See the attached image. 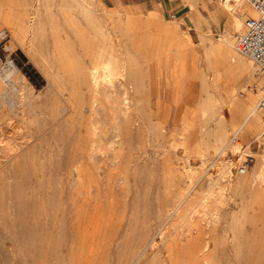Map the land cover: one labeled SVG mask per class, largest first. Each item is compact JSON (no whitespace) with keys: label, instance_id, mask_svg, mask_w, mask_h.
<instances>
[{"label":"rangeland","instance_id":"374dc122","mask_svg":"<svg viewBox=\"0 0 264 264\" xmlns=\"http://www.w3.org/2000/svg\"><path fill=\"white\" fill-rule=\"evenodd\" d=\"M95 1L100 10L104 9L101 13L111 18L112 24L118 27L119 32L121 31L124 36L129 35L131 38L133 43L131 57L135 59L132 64L136 74L141 79L143 93V100L139 108L134 111L135 116H138L136 118L142 123L140 133H136L135 125H133L131 135L123 133L117 137L113 132L114 130H107L106 135L102 136L101 148H99L100 151L98 149L95 159L85 162L86 164L89 161L95 168V165L100 161L106 172L104 179L99 177L96 168V171L93 170L89 163L83 164L86 167L78 165L79 176L77 173L74 175L73 172L67 170L69 167L66 165L65 158L73 150L72 145L70 142L63 144L60 140L58 141V137L62 132L61 122L68 119L71 114L69 105L63 100L62 96L63 94L68 96V90L61 91L62 87L59 85V89L53 83L52 86L44 65L30 57L20 47L21 45L16 43L18 39L15 35L13 18L7 13V10L9 5H17L24 1L0 0V14L2 13L0 15V57L3 62H9L10 60L13 63L18 77L15 83L2 82L0 74V84L5 87L6 91L8 90L7 95H0V115L2 116L4 111L3 105L9 108L13 105H23L21 111L11 110V121L14 125L11 123L8 127L6 125L0 127V134L3 133L0 138L7 139L6 142L0 144V154L2 155H0V158H2L0 160L6 161L7 158L15 157L8 164L5 162L4 168L2 167L3 169L0 170V182L6 181L0 183V186L6 184L1 186L2 189L0 187V191L5 197L3 198L0 195V200L4 202L6 199L4 205L7 206L11 203L9 197L16 193L7 191V184L9 190H14L13 188L16 185L22 184L24 189L15 195H30L29 197L38 203V206L29 217L40 223L38 233L46 237L36 241V243L21 242L17 248L19 264H25L24 260L29 261V264H116L114 261L118 259V254L116 255L115 252L117 234L121 238L118 242L120 241L126 245L124 246L126 255L123 258V264H125L129 254L138 244L141 229L160 221L161 224L165 222L162 225L159 224L162 228L164 227V232L175 228V230L178 229V234L182 232L187 234L193 230L191 233L194 241L198 240L196 243L200 241L201 244L208 238L211 241L210 251L213 264H232L230 261L237 264L240 257L243 258L244 256L245 258V255L264 262V189L260 190V192L263 191L262 193L259 192L254 197L241 189L246 185L252 186V188L258 186V182L253 183V181H250L254 175L255 166H258L261 160H264V148L259 147L261 143L264 144V136H260L263 131V118L262 114L256 110V121L260 124L258 123L259 127H257V123H254L256 125L254 127L258 129L252 133L248 129V124L242 122L244 120L243 114L234 110L235 106H238L241 101L250 95L254 98H252L254 105H257V97L253 89L249 90V86H254L255 83H260L263 79L257 76L255 64L249 58L239 54L236 49H233V56L231 53L220 52L219 50L218 52L215 47V39L225 32L224 27L227 21V16L223 10L225 0H153L148 3L144 0ZM190 1L195 4L193 8L189 5ZM36 3L34 2V4ZM3 9L7 10L4 12ZM148 21L152 23L147 24ZM197 26L208 36L206 38H208L207 42L210 46L209 54L203 53L200 48L201 34L196 29ZM165 30L168 31L167 36H164ZM178 39L182 41L183 49L186 47V50L195 51L196 57L197 55L199 58L202 56V60L197 57V59L191 61V59L182 56L185 49L175 48ZM188 44L189 47L187 48ZM235 54L252 63L251 81L249 80L246 84H236V78L246 72L236 64ZM203 57H208L211 64H214L211 73L214 74V71L217 70L221 71V84L230 86V89L234 92V96L228 101V106L226 105L223 111V115H226V112L231 114L227 113L226 115L228 122H230L226 121L228 129L227 142L229 145L225 144L223 153H220L221 146H212L215 138L211 133L214 132L216 125L209 124L212 129L211 133H207L205 136V141L204 137L201 136V126L207 122L210 114L207 113L203 116L196 105V103H199L200 96L203 95V85L200 77L191 73V66L193 61L194 63L196 61V65H198V61H203L204 64L205 59ZM212 59L214 60L212 61ZM186 63L190 65L187 64L189 69L187 65H184ZM21 79H24L23 82ZM13 85L25 91L10 90ZM3 86L2 88H4ZM139 121L136 122L139 123ZM13 126H16V128ZM153 128H158L162 136L153 133ZM4 130H7L5 132L9 137L5 136ZM24 130H27V133ZM46 131L55 132L58 137L54 140L50 135L45 134ZM234 134L239 141L237 144L230 142ZM128 135H130V138L132 137L130 141L127 140ZM33 136L34 138H32ZM9 138H12L11 143ZM47 139H50L49 143L45 142ZM40 141L41 143L37 144ZM230 144H233V147ZM127 147H130V151L127 150ZM203 147L206 149L205 157L202 156L201 152ZM11 148L14 149L16 154L12 152ZM131 148L134 149V152ZM124 151L129 152V154L131 152L132 155L134 153L133 157L135 156V158L138 156V162L135 163L131 160V154L125 156L127 152L124 153ZM240 153L249 154L240 161L241 163L237 161L238 155H241ZM58 155H60V158L62 157V160L57 161ZM20 156H22L21 159ZM24 156L26 157L25 160L23 159ZM39 156L42 157L39 158ZM94 162L96 164H92ZM225 164L233 165H231L230 171H225ZM240 164H246L247 171L245 174L238 173L237 170ZM124 165H127V167ZM130 166L134 168L130 169ZM6 167L7 175L4 173ZM174 171L181 174V180H172L175 174ZM67 172H70L71 175ZM87 172H90V174ZM51 177L53 180H51ZM56 178L59 180H56ZM60 178L64 181L63 183ZM58 183H60L59 186L63 185L64 188L61 186L60 189H62L60 190ZM237 186L241 188L237 189ZM180 193H182V196L178 203L184 202H181L179 211H182L180 213H183L184 217L178 213L179 215L176 214L169 219L170 217L163 214L166 219L171 220L164 221L166 219L160 213L164 212L165 209L167 210V205L178 204L175 203V197ZM195 199L201 201L199 205L193 206V209L192 205H194ZM4 205L2 207L6 208ZM175 205L172 206L173 209ZM217 207L235 212L234 224H232L234 228L228 227L227 231L223 233L224 235L217 226H214V223H210V219L218 209ZM161 210L162 212H160ZM182 218H187V220ZM2 227L3 225L0 224V228ZM206 232H209V234L207 235ZM178 234L173 235L172 238L168 237L166 243H172L174 241L173 237H177L179 247L184 251L183 244H187L188 240ZM4 241L8 243V241ZM162 241H158L157 247L163 248L164 240ZM243 252L246 254H243ZM242 254L243 256H241ZM165 255H167L166 252ZM186 256L182 255L180 258L181 264L187 263L188 257Z\"/></svg>","mask_w":264,"mask_h":264},{"label":"bare ground","instance_id":"6f19581e","mask_svg":"<svg viewBox=\"0 0 264 264\" xmlns=\"http://www.w3.org/2000/svg\"><path fill=\"white\" fill-rule=\"evenodd\" d=\"M23 1H24L23 3L21 2L17 5L11 4V5H9L8 10L3 9V11L5 12L7 10V13H9L13 18V22H14L13 25L15 26V28L14 27H12V28L15 29V33H16L15 35H17V39H18V42H16V43L20 44L21 45L20 47H22L25 50V52L28 55H30V57L34 58L36 61H38L44 65L45 72L47 73V76H48V79H49L51 85H52V83L56 84L58 87L60 85V87H62L61 89L59 87V89L61 91L68 90V96H66L65 94H63L62 96H63V100H65L67 105H69V109H70L71 114L68 117V119L63 120L60 124L61 128H62L61 129L62 130L61 135L58 137L57 134L55 132L52 133V131H46L45 134L50 135V137H52L54 140H55V138L58 137L59 138L58 141L60 140V142H62L63 144L68 143V142L71 143L73 150H71L70 154H68L66 156L65 161H66V165L69 167L67 170L71 171V173L73 172L74 175L76 173L78 175V171H79L78 165L85 164V162L87 160L91 161V159H95L98 149L101 148L100 144H101V141L103 139L102 136L106 135L105 132L107 130L108 131L114 130L113 132H115V136H117V137L121 136L123 133L124 134L125 133L130 134L131 131H133L132 130L133 125H135L136 133H140V131H141L142 123H141V121H139L136 118L138 116H135L134 111L137 108H139V105L143 100V98H142L143 93H142L141 79L136 74L135 68L132 64L133 62H135V59L131 57V55L133 54V50H132L133 43L131 42V38L129 37V35L124 36L121 33V31L119 32L118 27L116 25L112 24L110 17H107V16H105V14L101 13V11L104 9L100 10L97 7L95 0H30V1L29 0H23ZM26 1H29V2H26ZM34 2H37V3L34 4ZM189 5L192 8L195 6L193 1H190ZM223 10L227 16L226 25L224 27L225 32L220 34L215 39L216 45L215 44L214 45H215L217 51L219 50L220 52L231 53L234 56L233 49L235 50L234 47H236L238 35L243 31L244 20L247 16H255V12L253 11L252 7L247 2H245L243 0H225L224 5H223ZM0 15H2V13ZM8 18H9V16H8ZM150 23H152V22L148 21L147 24H150ZM10 25H12V24H10ZM123 26L125 27V25H123ZM196 29L201 34L200 48L202 49L203 53L207 54L209 52V47H210V46H208L209 43L207 42L208 38H206L208 36H206V34L201 30L200 27L197 26ZM124 31H125V28H124ZM9 33H10V30H9ZM166 33H168L167 30H165L164 36H167ZM181 42L182 41H180L179 39L176 41V43H175L176 49L184 50L186 48L185 47L183 49L184 45H182ZM190 44H192V43L190 42ZM188 47H189V44H188L187 48ZM214 52H216V51H214ZM183 54L184 55H182V56H185L186 59L187 58L191 59V61L197 59V57H198V55L196 57V52L193 50H186L185 49L183 51ZM213 55H216V54H213ZM201 57L202 56H200V58ZM235 57L237 58L236 64L239 67H242L246 72L245 74H243V75L241 74L238 78H236V80H235L236 84H246L247 82H249L250 77L252 76L251 75L252 63L245 61L242 57H239L236 54H235ZM213 58H215V57H213ZM203 59H205L204 64L202 63L203 61L202 62L198 61L199 63H198V65H196L195 64L196 61H195V63L193 61L192 66H191V73H193L195 76L196 75L199 76L201 81H202V85H203V87H202L203 95L200 96V98L198 99L199 103L198 104L196 103V105L198 106V109H199V111H201L203 116H205V114H207V113L210 114V117L208 118L207 122L201 126V136L204 137V141H205L206 140L205 136L207 135V133L208 134L211 133V129H212V126L209 124L216 125L214 132L211 133L212 136L214 135V138H215V140L212 143V146L213 145H214V147L221 146L222 149L220 150V153L221 152L223 153L224 152L223 148H225V144H228V142H227L228 129L226 127V121L228 122L226 115L228 112H226V115H223L224 114L223 111L225 110V107H226L228 101L234 96V92H232V90L230 89V86L221 84V82H222V72L221 71L217 70V71H214V74L211 73L213 70L212 65H214V64H211V61L208 59V57H206V58L203 57ZM181 60H182V58H181ZM201 60H202V58H201ZM213 60L214 59H212V61ZM9 63H10L11 69L9 68L4 73H0L1 78L3 80L2 82L10 81V82L15 83L16 80L18 79V77L16 76L17 71H16L15 66L13 65V63L10 60H9ZM181 63H182V61H181ZM188 63H186L184 65H187ZM202 65H203V68H202ZM189 66H188V69H189ZM223 71H225V70H223ZM23 80H22V82H23ZM25 84H27V83H25ZM255 84H257V83H255ZM6 85H8V83H6ZM2 86L0 84V95L4 96L8 90L6 91L5 87L3 86L4 88H2ZM15 86L14 85L11 86L12 88L10 87L11 88L10 90H14L17 92L24 90L22 88H17ZM22 87H24V86L22 85ZM58 87H56V88H58ZM252 87H253L252 85L249 86L250 91L252 90ZM250 96H248L243 101H241L240 104H238V106H235L234 110L237 113L243 114L244 120L243 121L241 120V121L246 125L248 124L247 126H248L249 131H251L253 133L256 129H258V128L254 127V126H256L255 124L257 123V127H259L258 126L259 122L256 121L257 120L256 119V117H257L256 116L257 115L256 114L257 105H254V102L252 100L253 97H250ZM237 99H239V98H237ZM22 106L23 105H21V104L20 105H13L9 108L6 105H3L4 111L2 112L3 113L2 116L0 115V127H1V125H6V127L11 125V123L13 122V121H11L12 120V117H11L12 111L11 110L19 111ZM13 113H15V112H13ZM228 114L231 115L230 112ZM21 116H23V115H21ZM136 121L137 122L139 121V123H137ZM18 123H20V122H18ZM228 123H230V122H228ZM242 126H243V124H242ZM6 127H5V129H6ZM13 127L16 128V126H13ZM19 127L20 126H18V128ZM31 127H33V126H31ZM11 128H12V126H11ZM19 129L21 130V128H19ZM51 130H53V129H51ZM5 131H7V130H4V132ZM18 132H20V131H18ZM25 132H24V134H25ZM152 132L157 134L158 136H162V134L158 128H153ZM14 133L18 134L17 132H14ZM2 134H0L1 137H2ZM4 134H5V136L8 135V134H6V132ZM211 134H210V136H211ZM236 134H237V132H236ZM130 135H128L129 138L127 137L128 138L127 140H129V141L132 138V137L130 138ZM125 136H127V135H125ZM260 136H262V133L260 134ZM7 137H9V136H7ZM26 138H28V137H26ZM32 138H34V136ZM22 139H23V137H22ZM37 139H38V137H37ZM236 139H237V136L234 134V136L232 137L230 142H232V143L235 142V144H237L239 141H238V139L236 141ZM5 140H7V139L6 138L5 139L0 138V144L3 143ZM10 140H12V138L11 139L9 138V142H10ZM24 140H26V139H24ZM49 140L47 139V141H45V142L47 143ZM32 141H33V139H32ZM27 142H28V140H27ZM38 143H41V141L37 142V144ZM27 144H30V143H27ZM127 144H125V145L127 146ZM119 146H121V145H119ZM259 147L264 148V144L261 143ZM17 148H18V146H17ZM105 148H102V149H105ZM129 148L130 147H127L128 151H130ZM132 149L133 148H131V150ZM11 150H13L12 152H14V149L11 148ZM77 150H79V151L77 152ZM120 150H121V148H120ZM205 150L206 149L204 147H203V150H201L203 157L206 156ZM2 151H5V150H2ZM7 151H9V150H7ZM17 151H19V150L17 149ZM68 151H70V150H68ZM99 151H100V149H99ZM29 152H28V154H29ZM63 152H65V151H63ZM126 152L124 151V153H126ZM132 152H134V149L132 150ZM48 153H49V150H48ZM124 153H122V154H124ZM14 154H16V153L14 152ZM51 154H53V153H51ZM130 154L132 155L131 152H130ZM130 154H129V152H127V154L125 156H127V155L130 156ZM8 155H9V153H8ZM133 155H134V153H133ZM133 155L131 157V160L134 161L135 163H137L138 162V159H137L138 156H136L137 158H135V156L133 157ZM12 156H15V155H12ZM22 156H20V159ZM25 156H27V155H25ZM25 156L23 157L24 160L26 158ZM42 156H39V158ZM50 156L52 157V155H50ZM55 156L57 157V155H55ZM59 156L60 155H58L57 161L62 160V157L60 158ZM246 156H249V154L243 153L240 156L238 155L239 158L237 161L240 162L241 160L245 159ZM45 157H47V155H45ZM112 157H114V156H112ZM4 158H6V157H4ZM14 158L15 157L7 158V160L4 159L6 161L0 160V170L2 167L4 168L5 162H7V164H8V162H11ZM39 158H38V160H39ZM106 158H107V156H106ZM0 159H2V158H0ZM31 159H33V158H31ZM42 159H44V158H42ZM38 160H36V161H38ZM46 160H48V159H46ZM258 161H260V160H258ZM104 162H106V161L104 160ZM115 162H117V161H115ZM88 163H89V161L86 164H88ZM15 164H17V163H15ZM15 164H10V165L14 166ZM92 164H96V163L94 162ZM57 165L59 166V164H57ZM85 165H83V166H85ZM127 165H124V166L127 167ZM231 165L232 164H225L224 165V169L226 172L230 171ZM50 166H52V165H50ZM131 166L129 168L133 169L134 167L132 168ZM7 167L5 168V170L7 169ZM80 167H82V166H80ZM85 167H83V169H85ZM90 167H93V170H95V168H96L99 177H101L103 179L105 178L106 172H105L104 168L101 166L100 161L95 165V168H94V165L92 166L91 164H90ZM255 168L256 169L253 168L254 169V175L252 176V180L250 182H252V181H253V183L258 182V186L254 187V188H252V186H248L246 184H245L246 186H243L242 188L240 186H237V189L241 188L246 193L248 192L249 194H251L253 197L256 196V194H259L260 190L264 189V160H261L260 164L258 166H255ZM49 169H50V167H49ZM57 171H58V169H57ZM85 171H87V170H85ZM131 171L133 172V170H131ZM132 172H130V174H132ZM174 172H175V174H174V178L172 177V180L173 179L181 180V178H182L181 174L178 171H174ZM4 173H5V175H7L6 174L7 170ZM4 173H3V176H4ZM67 173H70V172H67ZM71 173L69 175H71ZM87 173L90 174V172H87ZM56 174H57V172H56ZM59 177H60V175H59ZM4 178H5V176H4ZM76 178H78V177H76ZM62 179H64V178H62ZM51 180H53V178ZM56 180H59V179L56 178ZM56 180H54V181H56ZM66 180L68 182L67 178H66ZM4 181H1V182H4ZM60 181H62L61 178H60ZM90 181H91V179H90ZM63 182L64 181H62V183ZM67 182H65V183H67ZM244 182H246V181H244ZM8 183H9V181H8ZM60 183H58L57 185L59 186ZM84 183H86V182H84ZM9 184H11V183H9ZM247 184H248V182H247ZM3 185H6V184H1V186H3ZM19 185H21V186H19ZM19 185H16L15 186L16 188L15 187L13 188L14 190H12V189L9 190L8 184H7L8 190L7 189L6 190L12 191L10 193H13V192L18 193L19 191L24 189L22 187V184H19ZM61 186H63V185H61ZM61 186H59V189ZM67 187H69V186H67ZM63 188H64V186H63ZM1 189H2V187H1ZM25 189H26V187H25ZM262 192H260V193H262ZM21 193H24V192H21ZM2 194L3 193L0 191V195H2ZM15 194H13V196H10V197L5 194V196H8L9 199H11V203H9L7 206L4 205V202L6 199L4 200V202L2 200H0V207H2L3 205L6 206V208L2 207V209H0L1 210L0 211V224L3 225V227L0 228L1 229L0 230V264H19V262L17 260V248L21 242L36 243V241H40V240L46 238L44 235L38 233L40 223L37 220L31 219L29 217L34 212V209L38 206V203H36V201H33L32 198L29 197L30 195H28V194H27L28 196L20 195V194L15 195ZM181 196H182V193L176 195L175 203H178V201H180L179 199ZM1 197L5 198L3 195ZM86 197H88V196H86ZM253 197H251V198H253ZM33 198H34V196H33ZM249 198H250V196H249ZM7 200H8V198H7ZM201 200H202V198H201ZM201 200L195 199L193 202L194 205H192L190 203L189 204L192 205V207H193V206H196L197 204L199 205V202ZM181 202H179L176 205L174 204L175 205L174 209L172 207L174 205H172V206L167 205L166 206V207H168L167 210L164 208L165 209L164 212H162V210L160 211V212H162V213H160L161 216L165 215L166 217H170L169 219H171L174 215L182 212V211H179V208L181 206ZM84 204H87V203H84ZM229 207H230V205H229ZM193 209H194V207H193ZM224 209H225V207H224ZM183 215H182V217H184ZM166 217H165V219H166ZM179 218H181V217H179ZM187 218H182V219L187 220ZM234 218H235V212L227 210V209L223 210V208L222 209L218 208L217 211L214 212L212 218L210 219V223L211 224L214 223V226H217V228H219L223 234L224 232L227 231L228 227H233L232 224H234V222H233ZM169 219H166L164 221H167ZM169 221H171V220H169ZM162 222H163V220H162ZM200 222H201V220H200ZM164 223L165 222H163L162 224H164ZM180 223H183V222H180ZM196 223H197V218H196ZM159 224H161V221L159 223L157 222L154 225L147 226V227L141 229V234L138 238V244H137L136 248L134 250H132L131 253L129 254V257L126 260L125 264H178L181 261L180 258L182 257V255H187L186 257H188L186 264H213V259L211 257L212 255H211V251H210L211 241L207 237H206L207 239L204 241L203 244H201L200 241H199V243H196L198 240L196 242L194 241L193 234L191 233L193 230L191 232H188L187 234H185L183 232L178 234V232H177L178 229L175 230V228H171V230L164 232L165 231L163 229L164 227L162 228ZM205 224H206V222H205ZM178 228H180V227H178ZM209 229H211V228H209ZM211 230H209V231L211 232ZM176 233L178 235H180V237L187 238V240H188L187 244H183L185 254H184L183 249L181 250V248L179 247V241L176 240L177 237H173L174 241H172L170 239L172 241V243H166L168 237L172 238L173 235L174 236L177 235ZM200 233L202 234V232H200ZM206 234L208 235L209 232H206ZM197 235H199V234L197 233ZM116 236L117 237H116L115 241L117 242V245L115 248V252H116V255L118 254V259L117 258H115V259H117L118 261L116 260L117 262L116 261H114V262L116 264H123V258H124V255H126L124 246H126V245L122 244L120 241H119L120 242L119 243L118 240H120L121 238L118 234ZM200 239H202V238L200 237ZM4 240L8 241L9 244L5 243ZM159 240H161V241L164 240L163 248L157 247V243ZM180 242L182 243V240ZM165 252L167 253V255H165ZM241 253H239V254H241ZM19 254H20V252H19ZM243 254H246V253L243 252ZM243 254L241 256H243ZM18 256L22 257L21 255H18ZM27 257H28V255H27ZM114 257H116V256L114 255ZM21 261H23V260H21ZM89 261H88V263H89ZM23 262L25 264H29L28 263L29 261H27V260H24ZM181 262H180V264H181ZM230 262H232V264H233V261H230ZM235 263H237V262L235 261ZM238 263L239 264H256V263L257 264H260V263L264 264V262H262V260H254L253 258H250L248 256L246 257V255H245V258H244V256H243V258L240 257ZM90 264H92V263H90Z\"/></svg>","mask_w":264,"mask_h":264},{"label":"built area","instance_id":"2783aa9c","mask_svg":"<svg viewBox=\"0 0 264 264\" xmlns=\"http://www.w3.org/2000/svg\"><path fill=\"white\" fill-rule=\"evenodd\" d=\"M247 2L255 12V16H247L244 20L243 31L238 35L236 51L249 58L256 66L257 76L263 80L253 86L257 97V110L262 114L264 136V0H243ZM10 67L9 62H3L0 57V73H4ZM237 141V139H236ZM239 174H245L246 164H240Z\"/></svg>","mask_w":264,"mask_h":264},{"label":"crops","instance_id":"0c3cea01","mask_svg":"<svg viewBox=\"0 0 264 264\" xmlns=\"http://www.w3.org/2000/svg\"><path fill=\"white\" fill-rule=\"evenodd\" d=\"M153 0H144V2L148 3V2H152Z\"/></svg>","mask_w":264,"mask_h":264}]
</instances>
